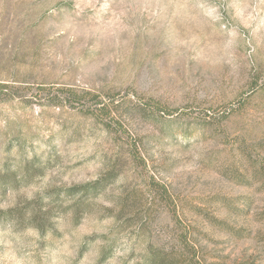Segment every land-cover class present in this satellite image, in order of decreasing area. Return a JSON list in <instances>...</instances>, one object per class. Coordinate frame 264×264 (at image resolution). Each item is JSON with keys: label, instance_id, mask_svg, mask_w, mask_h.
<instances>
[{"label": "rangeland", "instance_id": "1", "mask_svg": "<svg viewBox=\"0 0 264 264\" xmlns=\"http://www.w3.org/2000/svg\"><path fill=\"white\" fill-rule=\"evenodd\" d=\"M0 84V264H264V0H0Z\"/></svg>", "mask_w": 264, "mask_h": 264}, {"label": "trees", "instance_id": "2", "mask_svg": "<svg viewBox=\"0 0 264 264\" xmlns=\"http://www.w3.org/2000/svg\"><path fill=\"white\" fill-rule=\"evenodd\" d=\"M7 85L5 84H0V97H7V94H5L4 90L7 89ZM64 96L66 98H73L78 96L76 93L73 91H69L67 94L65 93ZM89 97L90 99H94L92 102L96 108L95 111L98 113L104 112L107 109L106 103L101 100L98 97H95L93 95H90V93H85L84 96H81L83 99L85 97ZM62 97L58 94H54L51 96L50 100H59V98ZM79 97V96H78ZM64 98V97H63ZM144 109V107L142 106ZM155 112L163 113L165 114L164 110H160L157 106H154L152 112H150V115L154 116ZM111 114V112H109ZM228 116V113L223 112L221 114V118H225ZM127 137L129 140H131L129 148L127 149V154H126V160L129 161L130 163L134 164L136 167H139L141 170H146V159L144 158L141 150V143L138 142V140L132 139L129 134H127ZM110 163L112 165H116V163L119 161L117 158V155L115 157L110 158ZM146 175L142 178L141 183L137 184L134 187L131 188H126L121 195L119 196L117 202H116V210L113 212V215L115 217H121L123 215H130L131 218L135 216V213L137 211L141 210L145 216L150 215V210L151 207L157 202V201H163L165 202L166 206V211H168L173 219L177 218V205L175 204L174 200L172 197L169 195L166 187L161 184L158 179L152 175L149 174L148 172H145ZM257 173L260 175H264V168L262 169V165L259 164ZM262 179L264 181V176H262ZM104 180H100L97 185L90 186V188L82 187L84 191L82 192L83 194H87L90 191H96L100 189V187H103ZM34 218V216L32 217ZM38 230H44L43 225H39L36 227ZM183 243V249L184 253L186 255V261L188 264H201L200 260L197 258V251L195 246L188 242V239L186 237L182 241ZM147 253H148V260L147 264H154L153 263V250L151 247L147 248ZM168 261V260H167ZM167 261H161L159 264H176L174 262H167Z\"/></svg>", "mask_w": 264, "mask_h": 264}]
</instances>
